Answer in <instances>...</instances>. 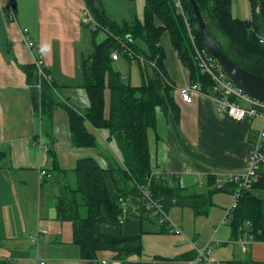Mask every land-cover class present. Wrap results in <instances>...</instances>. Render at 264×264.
I'll return each mask as SVG.
<instances>
[{"label":"crops","instance_id":"0c3cea01","mask_svg":"<svg viewBox=\"0 0 264 264\" xmlns=\"http://www.w3.org/2000/svg\"><path fill=\"white\" fill-rule=\"evenodd\" d=\"M138 4L122 21H142L144 0ZM83 9V0H0V152L4 154L0 160V263L35 264L36 259H43L45 264H189L188 241L207 245L222 264L264 263L263 242L248 244L243 252L234 243L230 228L221 224L232 203L228 192L212 196L207 216H197L191 208L173 203L167 213L184 236L158 233L155 219L140 218L142 199L125 198L123 224L102 225L98 232L112 237L140 235L141 256L121 261L107 251L98 253L96 260L79 258L77 247L70 245V228L56 219L54 200L67 177L53 171L52 162L56 160L64 171L74 169L83 158H93L103 168L120 162L115 147L106 141V131L86 126L96 138L94 148H76L69 139L66 109L86 114L89 107L81 88L79 63L91 53L93 39L91 35L89 42L85 32L90 28ZM231 13L249 21L248 0H234ZM22 29H27L52 77V97L59 106L51 111L47 106L35 108L39 92L27 84L22 70V66L32 65L35 57L23 42ZM161 45L168 80L177 90L188 84L189 73L177 59L166 32ZM178 107L177 119L159 113L156 128L149 131L153 174L175 175L189 194L206 191L208 175L246 171V135L261 127L260 120L236 123L220 117L211 101L197 93L189 104L178 98ZM105 177L111 196L116 198L110 174ZM37 230L39 242L34 246L29 239Z\"/></svg>","mask_w":264,"mask_h":264},{"label":"trees","instance_id":"16d2710c","mask_svg":"<svg viewBox=\"0 0 264 264\" xmlns=\"http://www.w3.org/2000/svg\"><path fill=\"white\" fill-rule=\"evenodd\" d=\"M83 1L99 25L98 29H102L106 36L95 43L98 29L91 31L93 51L80 60L81 88L87 94L89 107L86 114L66 109L69 139L76 148H94L96 138L86 126L90 125L98 132L106 131V141L115 147L120 162L103 168L93 158H83L69 171L60 169L56 160L52 162L51 169L67 177L54 200L56 219L70 228V245L77 247L79 258L92 261L96 260L98 253L107 251L114 252L115 258L121 261L141 256L140 235L112 237L98 232L102 225L121 226L118 217L122 215L123 200L130 196L141 199V187L147 188L153 199H160L166 212L174 203L179 207L191 208L197 216L208 215L214 194L236 192L239 195L237 206L226 222L233 241L252 236L254 242H264V165L249 189H236L230 183L217 189L215 176L208 175L205 184L207 190L189 194L184 193L175 175L153 174L149 131L156 128L159 113L171 114L175 119L179 116L180 97L164 68L163 33L168 34L177 59L189 73L188 84L198 85L203 93L212 89L210 79L198 68L185 21L177 13L173 2L144 0L142 21L133 19L117 23L107 16L99 1ZM233 1L195 0V3L207 32L221 52L238 67L264 78V46L258 40L264 37V0H248L251 11L249 21L232 16ZM182 6L197 47L202 49L200 30L190 1L182 0ZM118 42H124L136 55L127 56L121 50L120 53L127 59H135L142 54L145 62L154 63L152 74L143 72L140 67L143 77L141 85L126 83L123 75L112 68L110 55L117 50ZM143 44L146 52L142 51ZM22 70L27 84L35 88L34 85L38 83L36 67L33 64L24 65ZM52 88L41 84L39 98L34 100L37 110L47 106L51 111L59 106L52 97ZM3 156L0 152V160ZM107 173L113 180L116 198L111 196L107 187ZM146 206L142 201V219L149 217ZM158 233L169 234L165 227H160ZM190 252V257L185 258L187 261L194 258L193 251Z\"/></svg>","mask_w":264,"mask_h":264},{"label":"built area","instance_id":"2783aa9c","mask_svg":"<svg viewBox=\"0 0 264 264\" xmlns=\"http://www.w3.org/2000/svg\"><path fill=\"white\" fill-rule=\"evenodd\" d=\"M174 4V8L177 13L180 14L185 21L189 39L193 48L195 60L197 61L198 68L203 74H205L211 81L210 92H201L198 85L187 84L183 87H179L176 91L179 94L180 99L184 103H191L192 97L195 93L208 99L213 104L215 111L220 117L227 118L233 122L240 123L244 121L260 120L261 127L257 130H250L247 132L246 141L248 145L247 152V169L242 173H228L219 174L215 176V187H221L225 183L233 184L236 189H249L252 182L256 179V175L260 168L264 165V102H260L256 99L250 98L238 89L228 79L225 73L222 71L218 63L212 59L204 48L197 47L196 38L192 33L189 24L187 22L181 0H171ZM84 4V1H83ZM83 14L86 22L89 25L91 31H95L99 28V25L92 18L89 11L85 7ZM27 29L21 30V36L25 46L30 51L31 55L35 57L33 65L36 67L38 83L34 87L40 91L41 84L45 83L52 86V77L45 71L43 67V61L41 56L37 55L33 42L27 35ZM259 43L264 46V37L258 38ZM127 56L135 57L134 52L124 42H118L117 50L113 51L110 58L113 61L119 59L120 51ZM154 67V63L151 64ZM44 175V171L40 172V176ZM141 193V199L146 203V207L149 210V216L156 220V223L160 227H165L167 232L173 235L184 236L183 230L169 217L165 211L160 199H153L147 188H139ZM238 193L232 194V203L225 211L221 224H226L230 218L232 210L237 206ZM126 200H123L121 204L122 215L118 217V223L123 224L124 204ZM30 242L37 246L39 242V231H35L30 236ZM191 250L194 253V258L188 261L189 264H222L213 258L212 250L207 246H198L192 241H188ZM237 247L245 252L248 244H253L254 240L252 236H247L245 239H238L234 241ZM264 243V242H263ZM105 262H103L104 264ZM35 264H45L43 259H36Z\"/></svg>","mask_w":264,"mask_h":264},{"label":"rangeland","instance_id":"374dc122","mask_svg":"<svg viewBox=\"0 0 264 264\" xmlns=\"http://www.w3.org/2000/svg\"><path fill=\"white\" fill-rule=\"evenodd\" d=\"M97 1H99L102 4V8L104 9L107 16L110 17V19L112 20L114 18L119 19L117 20V23H121L122 19H124L130 12L134 13L137 6L139 5L138 4L139 0H97ZM85 32L89 36V42H91L92 34L90 29L86 28ZM105 36L106 35L104 31L102 29H98L94 40L95 42H100L102 39L105 38ZM92 39H93V35H92ZM142 51L144 52L147 51L146 46L144 44L142 45ZM137 57L138 58L129 60L126 57H124L123 54L120 53L118 61L111 62L112 68L116 71H119L123 75L124 81L126 83H130L133 86H139L143 83V77L141 76L140 67L143 70V72L147 74H152L153 72V67H151V64L144 61L142 54L138 55ZM114 160H116V158H114ZM112 197L114 196L112 195Z\"/></svg>","mask_w":264,"mask_h":264},{"label":"water","instance_id":"95a60500","mask_svg":"<svg viewBox=\"0 0 264 264\" xmlns=\"http://www.w3.org/2000/svg\"><path fill=\"white\" fill-rule=\"evenodd\" d=\"M200 30V40L207 54L221 67L228 79L250 98L264 102V78L253 75L235 65L229 60L215 44L207 32L203 19L196 6L195 0H189Z\"/></svg>","mask_w":264,"mask_h":264}]
</instances>
